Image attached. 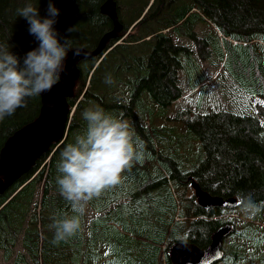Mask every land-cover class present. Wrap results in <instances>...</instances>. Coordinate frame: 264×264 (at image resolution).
I'll return each mask as SVG.
<instances>
[{"label": "trees", "instance_id": "1", "mask_svg": "<svg viewBox=\"0 0 264 264\" xmlns=\"http://www.w3.org/2000/svg\"><path fill=\"white\" fill-rule=\"evenodd\" d=\"M103 1L52 0L59 9L54 28L61 43L67 38L70 49L94 48L112 26L100 12ZM114 1L123 28L117 39L106 42L97 63V57L77 62L79 75L66 97L72 110L63 140L51 143L0 193L2 258H10L18 240L21 246L10 264H26L25 255L33 264H103L116 256L125 264H162L160 251L163 264H169L167 250L174 242L204 247L215 228L232 224V218L218 217L228 208H203L193 196H184L191 180L210 195L234 196L238 204L233 208L250 196L259 208L254 216L264 222V114L190 107L167 114L182 95L180 74L190 90L218 80L199 70L200 60L219 65L247 95L264 96V0ZM29 2L42 18L47 15L49 0H0V45L10 47L21 64L39 45L17 14ZM204 26L207 30L199 32ZM39 107V96L28 98L25 107L0 121V148L37 116ZM96 107L129 123L141 157L122 173L120 184L89 202L90 215H81V229L55 243L53 219L74 214L56 185L60 151L85 131L84 110ZM247 222L231 233L250 245L256 243L257 228L253 223L245 227ZM239 238L224 250L223 264H260L259 258L245 260Z\"/></svg>", "mask_w": 264, "mask_h": 264}, {"label": "clouds", "instance_id": "2", "mask_svg": "<svg viewBox=\"0 0 264 264\" xmlns=\"http://www.w3.org/2000/svg\"><path fill=\"white\" fill-rule=\"evenodd\" d=\"M39 45L20 58L10 47L0 45V121L25 107L28 98L50 92L65 72V60L70 50L67 38L61 43L54 28L59 9L49 0L47 15L41 17L38 6L26 3L17 9ZM74 28L67 29L73 32ZM82 54L75 49L74 56ZM106 82L111 83V79ZM85 131L60 151L56 168L59 194L70 205L73 215L54 218L53 242L66 241L81 229V215L94 198L121 182L122 173L129 169L141 153L134 143L129 123L106 113L102 108H87L83 112ZM240 210L246 215L259 211L251 197H241Z\"/></svg>", "mask_w": 264, "mask_h": 264}, {"label": "water", "instance_id": "3", "mask_svg": "<svg viewBox=\"0 0 264 264\" xmlns=\"http://www.w3.org/2000/svg\"><path fill=\"white\" fill-rule=\"evenodd\" d=\"M99 9L111 20L110 30L100 36L94 48L78 46L68 51L65 72L61 73L60 81L50 92L39 95L40 107L37 116L14 130L0 148V193L27 172L36 159L49 149L51 143L59 144L63 140L70 115L66 97L72 95L74 82L79 75L77 62L84 58H100L107 51L106 42L116 38L122 29L117 19L114 0H104ZM75 49H81L82 54L74 56ZM190 187L196 203L203 208L213 206L233 208L238 204L234 196L208 194L193 180L190 181ZM232 230L231 223H222L210 233L209 242L204 247L186 241L174 242L167 250L169 264H214L220 261L224 253L223 238Z\"/></svg>", "mask_w": 264, "mask_h": 264}, {"label": "rangeland", "instance_id": "4", "mask_svg": "<svg viewBox=\"0 0 264 264\" xmlns=\"http://www.w3.org/2000/svg\"><path fill=\"white\" fill-rule=\"evenodd\" d=\"M203 30H207V27L204 26V28L200 27L199 32H202ZM185 41H183V38L179 39V43L188 44L190 46V41L184 38ZM200 69L201 72L203 71L204 75H208L210 79H213L216 75L219 76L218 80L217 78H214V83H206L202 87L201 90L198 88H195L193 90H190L188 84L185 82V78L182 74L179 75L180 79V85L182 86V95L179 99H177L174 103L175 105H172L170 108V111L167 112L168 116H171L175 109L177 108H184V107H190L191 109L199 108L201 111H205L208 109L212 110H219V109H225L227 111L235 112V113H241V112H249V114H254L259 117V114H264V96L260 95H247L245 92H243L241 89L236 88V85L231 81L230 78H227L224 73L222 72L221 67L216 64L212 63L211 60L207 59L205 61L200 60ZM221 76V77H220ZM221 79V81L219 80ZM204 83V82H203ZM263 123V122H262ZM37 160V159H36ZM34 165V164H33ZM187 191V190H186ZM184 196H193V199L195 201V197L193 195L192 188L188 187V191ZM229 210L225 211L224 213H221L218 217L220 219H226V218H232L230 219L232 222V228H237L239 225L242 227L244 223L247 221V227L250 225L249 223H253L255 228H257V235L255 237L256 243L253 245L250 242V245L246 244L242 238H239L238 235L234 233H229L227 236L223 238L222 243V250L229 249L232 244L239 238V247H241L242 243V251L241 254L245 255V260L247 257L250 258L251 262H256V259L259 258L258 262L260 264H264V230L263 225L264 223L262 220L257 219L254 215H246L243 212H241L240 207L239 208H228ZM90 212L86 208L85 209V216H89ZM175 218L177 216L175 215ZM254 218V219H251ZM257 219V220H256ZM242 224V225H241ZM10 258L8 260H4L2 258V252L0 250V264H10L11 259L13 258L14 254L18 251H21L20 241L18 240L16 244L10 247ZM244 254H243V253ZM119 256H116L115 261L108 257L105 259L103 264H125L123 262L118 261ZM157 259L162 261V264L164 262L163 260V254L160 251L157 255ZM25 261L26 264H33L32 260L25 255ZM224 262V261H223ZM223 262L220 260L218 262H215L216 264H223Z\"/></svg>", "mask_w": 264, "mask_h": 264}, {"label": "bare ground", "instance_id": "5", "mask_svg": "<svg viewBox=\"0 0 264 264\" xmlns=\"http://www.w3.org/2000/svg\"><path fill=\"white\" fill-rule=\"evenodd\" d=\"M116 14H118V13H116ZM118 17H119V16H118ZM137 21H138V20H137ZM122 26H123V25H122ZM122 28H123V27H122ZM128 32H129V31H128ZM119 33H120V32H119ZM119 33H118V34H119ZM116 37H117V36H116ZM113 39H114V38H113ZM116 39H117V38H116ZM116 39H115V40H116ZM120 41H121V40H120ZM109 42H111V41H109ZM117 44H118V43H117ZM41 133H43V131H42ZM32 143L34 144V139H33Z\"/></svg>", "mask_w": 264, "mask_h": 264}, {"label": "crops", "instance_id": "6", "mask_svg": "<svg viewBox=\"0 0 264 264\" xmlns=\"http://www.w3.org/2000/svg\"><path fill=\"white\" fill-rule=\"evenodd\" d=\"M87 208V207H86Z\"/></svg>", "mask_w": 264, "mask_h": 264}]
</instances>
